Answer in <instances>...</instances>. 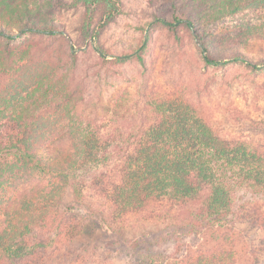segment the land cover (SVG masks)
I'll use <instances>...</instances> for the list:
<instances>
[{
    "label": "trees",
    "instance_id": "1",
    "mask_svg": "<svg viewBox=\"0 0 264 264\" xmlns=\"http://www.w3.org/2000/svg\"><path fill=\"white\" fill-rule=\"evenodd\" d=\"M171 1L177 9L170 18L155 19L178 46L184 41L180 27L195 31L264 5ZM79 8L81 42L97 39L122 13L121 0H0V264H49L53 257L54 264H78L83 255L70 251L75 241L93 230L120 239L130 218L160 222L166 230L151 241L128 240L136 253L147 243L133 264H239L237 224L264 231V148L219 135L180 91L147 98L129 130L97 126L83 110L84 90L73 83L77 55L66 52L57 18ZM260 29L246 24L244 47L264 36ZM215 44L204 45L207 66L264 69V60L234 50L233 38L222 39L219 50ZM148 50L143 36L131 53L109 61L143 65ZM212 50L231 54L220 58ZM98 53L107 61V52ZM83 171L87 181L80 179ZM85 189L99 200L97 209L74 215L63 207L68 191L79 200ZM167 233L177 251L169 255L155 251L156 243L170 239ZM187 237L196 241V254H185Z\"/></svg>",
    "mask_w": 264,
    "mask_h": 264
},
{
    "label": "rangeland",
    "instance_id": "2",
    "mask_svg": "<svg viewBox=\"0 0 264 264\" xmlns=\"http://www.w3.org/2000/svg\"><path fill=\"white\" fill-rule=\"evenodd\" d=\"M174 2L121 0L122 13L100 32L97 39L85 42L78 39L75 30L81 8L58 14V22L67 39L65 50H74L77 55L73 83L84 90V112L94 117L101 129L106 126L107 131L129 130L144 114L147 98L155 93L180 91L198 107L219 135L264 148V69L256 72L240 64L225 69L213 68L207 66L202 57L204 45L213 42L216 43L214 48L219 50L222 39L233 38L235 44L231 47L238 53L252 61L264 60V36L249 39L246 47L244 36L242 38L247 23L260 26L258 36L264 33V5L242 9L217 22H206L195 31L188 32L180 27L178 32L184 41L178 46L169 36L168 29L155 19H169L177 9L172 5ZM143 36L149 45L143 65L135 60L120 65L110 63L111 56L135 50ZM100 49L107 52V61H104L105 57H99ZM211 52L215 54L214 50ZM230 54L231 51L226 50L215 55L227 58ZM88 174L81 172L80 179L87 181ZM83 192L84 197L77 200L72 191H68L63 207L73 211L74 215L97 209L99 200L93 192L88 189ZM84 222L89 225V230L94 227L91 221ZM120 232V239L115 240L114 234L106 237L102 231L93 230L75 241L70 251L75 256L83 255L78 264H133L137 255L145 252L143 246L147 243L139 245L137 251L140 253H136L128 240L144 237L151 241L155 236H164L166 230L160 222L130 218ZM235 233L239 264H264V231L241 221ZM169 237L167 233L166 238ZM186 240L182 241L186 243L185 254H196L198 245L194 238L187 237ZM156 244L158 253L169 255L174 249L177 252L171 237ZM55 260L51 258L49 264H54Z\"/></svg>",
    "mask_w": 264,
    "mask_h": 264
},
{
    "label": "water",
    "instance_id": "3",
    "mask_svg": "<svg viewBox=\"0 0 264 264\" xmlns=\"http://www.w3.org/2000/svg\"><path fill=\"white\" fill-rule=\"evenodd\" d=\"M71 48H73V46H71ZM72 52H75L74 50Z\"/></svg>",
    "mask_w": 264,
    "mask_h": 264
}]
</instances>
